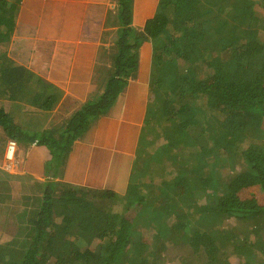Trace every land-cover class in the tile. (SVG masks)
Listing matches in <instances>:
<instances>
[{
    "label": "trees",
    "instance_id": "16d2710c",
    "mask_svg": "<svg viewBox=\"0 0 264 264\" xmlns=\"http://www.w3.org/2000/svg\"><path fill=\"white\" fill-rule=\"evenodd\" d=\"M18 1L0 0V46L13 33ZM112 4L93 88L57 124L35 130L14 123V108L19 112L28 105L47 114L62 94L0 47V98L14 102L11 113L0 104V125L15 142L44 146L45 172L53 176L73 141L132 78L139 48L150 42L148 107L153 109L147 107L143 126L158 115L164 123L156 135L165 144L149 150L146 139L140 141L122 192L52 177L39 181L38 203L23 209L22 240L1 228L6 241L0 240V264H157L163 246L175 237L191 242L194 264H264V223L242 233L222 226L229 218L264 216V203L257 200L260 191L264 195V139L257 136L264 118V17L254 0H158L153 14L136 27L134 0ZM201 67L205 79L197 73ZM191 145L192 151H184ZM224 157L242 163V170L218 178L214 166ZM153 160L161 169L154 175L147 169ZM159 179L165 182L161 189L171 183L187 199L165 196L145 203ZM207 196L212 206L199 203ZM147 229L154 233L151 244L135 238Z\"/></svg>",
    "mask_w": 264,
    "mask_h": 264
},
{
    "label": "crops",
    "instance_id": "0c3cea01",
    "mask_svg": "<svg viewBox=\"0 0 264 264\" xmlns=\"http://www.w3.org/2000/svg\"><path fill=\"white\" fill-rule=\"evenodd\" d=\"M153 2L154 0H150ZM112 0H19L15 27L9 41L2 46L13 62L21 64L61 91L57 106L48 113L37 112L22 105L19 112L12 111L13 121L22 128L39 130L67 118L92 90L91 76ZM137 4L133 10V24L142 26L155 9L152 5ZM143 13L150 14L144 17ZM137 22H136V20ZM136 26V25H135ZM145 62L143 80L144 106L137 120L131 118L97 117L71 144L67 159L52 177L45 172L49 160L47 149L35 143H19L13 165L6 169L4 150L5 131L0 125V198L2 190L12 192L13 181L20 180L28 190L31 181H63L90 188H109L122 192L135 156L139 135L148 103L149 64L151 43L139 48ZM132 81V79H131ZM137 89V86L133 87ZM14 102L0 98L5 110L11 113ZM24 112V113H23ZM32 114L31 116L29 115ZM17 114L36 120L44 119L37 126L24 125ZM30 181V182H29ZM14 195V193H12ZM0 199V201H2Z\"/></svg>",
    "mask_w": 264,
    "mask_h": 264
},
{
    "label": "rangeland",
    "instance_id": "374dc122",
    "mask_svg": "<svg viewBox=\"0 0 264 264\" xmlns=\"http://www.w3.org/2000/svg\"><path fill=\"white\" fill-rule=\"evenodd\" d=\"M264 1V0H263ZM262 0H254L255 7L259 10V15L261 17H264V6ZM158 0H154L151 2L150 0H134V4L136 6L137 4H143L142 6L151 4L153 9H155L156 4ZM145 8V6H144ZM150 14L143 13V16H149ZM136 20V19H135ZM137 22V20H136ZM137 27V23L135 24ZM1 50H3L1 48ZM141 51L139 50V56H138V64L136 66V69L133 73L132 78L128 79L125 83L124 87L119 92L116 100L111 104V106L107 109V111L103 114H100L99 117H109L110 119L122 117V118H131L133 120H137L142 112L143 109V94L145 91V82L143 80V74H145V71L142 69L143 64L145 62L144 55L141 56ZM204 67H201L197 73L199 74V77L201 79H205V77H202L205 73ZM209 78L212 80L213 76L209 75ZM132 79V81H131ZM137 86V89H133V87ZM200 89H206L207 87L202 85H199ZM148 103L146 102V109L147 111ZM153 107L150 105L148 107V110H152ZM46 113V112H45ZM97 116V117H98ZM17 119H19L24 125H30L37 126L40 124V122L44 119V117L39 116L36 120L33 122L30 120L31 117L25 114H17ZM98 117V118H99ZM146 115H144V122L146 120ZM149 125L143 126V131H140L139 135V141L138 145L140 144V141L144 138L146 139V143L144 145H147V149L150 150L153 145H164V140L158 138L156 135V132L159 133L161 126H162V120L159 118L158 115H156L154 118L149 119L148 118ZM157 127V128H156ZM258 138L264 139V118L261 123V126H259L258 132H257ZM156 140V143H155ZM30 143V142H28ZM0 145H1V139H0ZM192 146V145H191ZM186 147L184 148V151L187 149L191 150L194 149L195 146L192 147ZM154 153V148L150 151L151 153ZM155 158V157H154ZM158 159V158H157ZM162 159V158H161ZM231 158L224 157L220 161L219 166H214L215 171L217 172V176L224 177L227 173L231 172H239L243 168V164L241 163L239 166L237 164L232 163ZM158 161V162H157ZM153 163L149 164L147 169L152 170V174L154 175V171L157 169L159 172L160 169V163L159 160H157ZM190 177V176H189ZM35 181H29L28 190L26 189L25 184H23L20 180L15 179L13 181V186L11 188L12 192H9L7 194V191L5 189L2 190V202L0 203V231L1 228L5 229L4 231L8 232L9 234H13L14 237H17V239L22 238L23 235H25L26 230H24L26 223L25 219L27 218L26 213L24 211H29L33 209L35 206L34 204L39 201V198L41 197L40 188L37 186V183L41 180ZM157 188L152 190L150 193V196L144 199V202H159V199H163L165 196H168L171 200L172 198H179L181 201L182 199H187V194L182 192L181 189L171 186V183H168L169 186L168 189L165 191L160 188L161 185L165 184V182H161L160 179L156 181ZM171 184V185H170ZM37 187V188H36ZM39 190V191H38ZM192 192L191 190L189 193ZM14 193V195H12ZM219 194L218 192H216ZM263 191H260L257 195V200L259 203H264V195L262 194ZM194 196V195H193ZM190 197V196H189ZM196 199V198H194ZM203 200H199L200 204H208L212 206V201L207 196L206 198H203ZM209 200V201H208ZM155 205V204H154ZM153 206V205H150ZM25 208V209H24ZM24 209V211H23ZM25 215L24 220L21 221V217L19 216L20 213ZM7 220V224L5 226L2 225V221ZM21 221V222H20ZM264 223V216H249L247 215L245 218H243L241 221H237L235 218H229L224 222L222 225L225 229H230L233 231L239 230L245 231V229H249L252 224H259ZM30 224V223H28ZM19 228V229H18ZM15 229V231H14ZM3 231V232H4ZM238 232V231H237ZM2 233V232H1ZM0 233V240H5ZM140 236L135 235V238L137 240L143 241L144 243L151 244L153 242L154 233L149 231L140 232ZM22 240V239H20ZM6 241V240H5ZM154 242L156 244L159 243V240L155 239ZM191 242L187 240H183L180 237H175L171 244H167L163 246L162 253L160 254V257L158 260H156L157 264H194L193 257H192V249L190 246ZM191 255V256H190Z\"/></svg>",
    "mask_w": 264,
    "mask_h": 264
},
{
    "label": "built area",
    "instance_id": "2783aa9c",
    "mask_svg": "<svg viewBox=\"0 0 264 264\" xmlns=\"http://www.w3.org/2000/svg\"><path fill=\"white\" fill-rule=\"evenodd\" d=\"M16 150V142L13 139H8L4 150V167L10 169L13 165Z\"/></svg>",
    "mask_w": 264,
    "mask_h": 264
}]
</instances>
